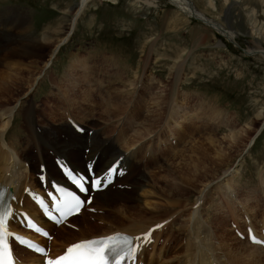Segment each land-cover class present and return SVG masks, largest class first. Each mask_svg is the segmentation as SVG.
<instances>
[{"label":"rangeland","instance_id":"obj_1","mask_svg":"<svg viewBox=\"0 0 264 264\" xmlns=\"http://www.w3.org/2000/svg\"><path fill=\"white\" fill-rule=\"evenodd\" d=\"M80 2L0 0V24L8 26L15 34L25 26L29 35L27 41L38 46L36 55L26 59L25 63L12 64L9 68L0 64V101L4 94L3 101L7 97L9 101L6 99L1 104L14 107V118L8 129L13 128L5 132L7 138L17 142L19 149L26 148V153L31 155L27 163L37 169L41 159L35 156L38 151L32 146L29 139L32 135L26 124L30 120L23 113L29 104L35 110L33 119L39 121L38 126H34L38 131L42 125L40 121L59 126L72 118L91 131L93 125H98L104 137L119 136L120 128L125 126H122V119L117 117L120 119L117 121L105 112L111 100L113 103L122 102L120 109H123L130 99L121 117H131L133 112L130 108L136 106V98L139 101L136 117L140 118L137 122L144 123L150 114L149 109L158 110L159 103L161 106L164 99L166 105H162L164 111L161 112H165L167 118L169 111L176 110L180 117L175 120L180 127L175 124L174 127L169 122L172 127L165 130V122H156L152 131L163 129V135L157 137L150 132L155 137L152 143L154 152L164 157L165 150H168L166 154L171 153L173 157L170 172L162 171L163 167L160 170L154 164L146 169L148 177H171L166 193L157 197L153 188H148L151 193H139L134 202L118 203L107 213H101L103 208L95 199L92 205L96 207H93L94 211L85 210L73 218L71 226L53 229V251L58 252L64 243L112 229L113 226L108 224H114L115 220L127 223L138 217L142 218V222L128 230L138 231L141 228L140 231H146L153 222L162 225L157 229L159 234L155 232L157 241L154 240L146 248L147 258L153 253L161 262L158 264H171L175 257L186 260L192 251L190 249L189 254L186 246L183 247L189 230L181 221L190 223L200 190L204 192L203 196L206 192L210 195L202 198V211L197 219L212 232L205 237L203 234L207 233L202 227L198 229L202 231L200 236L217 248L220 247L221 237L226 238L232 247L238 245L234 244L236 239L247 243L237 235L234 225L242 228L252 221L257 229H264V0H192L196 9L208 18L225 27L231 26L230 29L235 31L234 41L219 34L215 26L217 31L203 21L184 14L168 0H89L83 5V10H80ZM74 17L75 23L70 28ZM4 38L0 34V45ZM58 44L60 47L51 58L52 50ZM246 50L257 52L247 54ZM175 78L179 80L177 83ZM170 80L174 83H170L169 87ZM10 89L15 91L12 97L8 94ZM129 91L132 96L126 94ZM116 95L117 99H114ZM1 118L0 115V122ZM141 125L137 123L136 127L143 129ZM239 128H243L246 138L239 148L230 150L229 135ZM129 130L125 132L127 136L133 133L132 129ZM173 132L178 133V137ZM62 134V137L59 136L64 139L66 136ZM19 135L25 137L23 141L18 139ZM0 141H7L16 151L7 139L0 137ZM136 145H122L120 148L131 151ZM72 158L77 157L74 154ZM46 163L55 168L53 158L49 157ZM80 163L81 159L78 168H82ZM188 163L190 169H187ZM54 170L56 172V168ZM199 170L200 176L195 173ZM36 175L35 172L33 176ZM197 176L208 179L202 178L198 185L172 181L174 177ZM118 182L112 189L125 188L123 179ZM175 191L180 194H174ZM130 204L136 205V209L129 210ZM231 209H236L237 213ZM175 216V222L169 224ZM191 224L194 225L192 221ZM194 227L197 228L196 225ZM171 239L177 241L174 249H171L174 245ZM194 241H197L196 238ZM230 251L224 246L213 253L226 259L223 253L228 257L234 254ZM241 253L244 255L246 252ZM222 257L219 259L224 260ZM249 261L239 259L228 263L264 264V252L258 263Z\"/></svg>","mask_w":264,"mask_h":264},{"label":"bare ground","instance_id":"obj_2","mask_svg":"<svg viewBox=\"0 0 264 264\" xmlns=\"http://www.w3.org/2000/svg\"><path fill=\"white\" fill-rule=\"evenodd\" d=\"M87 1H89V0H81V2H80V4H81L80 10L83 8V5ZM168 1L170 3H172V4H174L180 11L184 12V14H187V15L192 16V17H193V15L198 14L196 12L197 10H196V7H195L194 3L192 2V0H168ZM80 10L78 9L77 11L79 12ZM78 12H76V14H78ZM200 13H201V11L199 12V14ZM75 19H76L75 17H74V19H72L73 21H72V24H71L70 28H73L72 26L75 23ZM213 22H215V21H212V23ZM216 23H218V22H215L214 26L216 27V29L218 31L221 30L220 28H224L225 27V25L220 23V22L218 23V25H219V27H218V25ZM230 27L227 28V30L224 29L223 32H225L226 34L228 33L229 35H231L234 38L235 31H232V29H230ZM60 30L62 31L63 29L60 28ZM255 30H256V28H255ZM49 32H50V30H49ZM47 33H48V31H47ZM47 33H46V35H47ZM0 34L5 37L3 40H1L2 43L0 45V64L4 68H9L12 64L25 63L26 59H29L30 57L36 55V53L38 52V46L35 45V43L30 44V42L27 41L28 38H29V35H27L25 26L21 27V31H19L18 33L15 34V33H13V31L10 28H8V26L0 24ZM46 35H44V37H46ZM262 37L264 38V33L262 34ZM45 39L46 38H44V40ZM66 40H67V37H66ZM60 44L55 46L54 49L52 50V53L50 55L51 58L58 51V47H59ZM49 60L46 62V65L49 64ZM177 72H178V70H177ZM41 75H42V73L39 75V77ZM133 80L135 81V79H133ZM177 80H178V78H175V82L176 83H177ZM36 83H37V81H36ZM170 83H174V82L170 80L169 87H170V85H172ZM169 90H170V88H169ZM8 94H9V97H12L15 94V91L13 89H10L8 91ZM126 94H128L129 96H132V95H130V91H129V93H126ZM169 94H170V92H169ZM84 95H85V97H87L86 93ZM67 96H69V95H67ZM1 97L5 98L4 94ZM171 97L172 96H170V98ZM3 98L1 99L2 102H4L6 99L8 100V97L6 99H4V101H3ZM67 98H69V97H67ZM114 99H117V95L114 97ZM1 101H0V105H1V107H0V115L2 116L1 119H3V120H2V122H0V137L2 139H5V140L7 139L8 142L16 149V151L12 147H10V145L7 143V141L6 142L5 141H3V142L0 141V183L3 184V185H8L14 191V193L17 196L21 197V196H23V189L25 188V186H27V185H32V186L38 185L37 178H35L33 176V174L35 172H38V173L40 172L38 170L39 165L37 166V169H34L30 162L27 163L28 161H30L31 155L26 153V148H24V149L20 148L19 149L17 142L7 138V135H6L5 132L6 131L9 132L13 128V127H10L8 129V127H9V125L11 123V120L14 118V115H13L14 114L13 113L14 107L9 106V105H4L5 103L1 104ZM24 101L26 102V100H24ZM135 101H136L135 105L137 106V104L139 102L138 98H136ZM167 101H169V100H167ZM127 102H128V104H125L124 108L120 109L121 106H122V102H118L117 103V101H115L113 103V100H111V102L109 104L110 107L105 112V113H108V116L115 117L116 120L118 119L117 117H120V119H122V126L125 125L122 128H120L121 131L119 132V136L113 137L111 135H108V136H110V138H107V137H104V136L101 135L100 127L98 125H95V126L93 125V127H92L93 130H92V134L91 135L88 132H85L84 134H80L79 132H77L75 130V128L69 122H63L59 126H54L50 122H47L45 124V122L40 121L42 123V125L40 126V131H38L34 126H38V124H39L38 122L39 121L36 118L33 119V114H35V110H34V107L32 106V104L31 105L29 104V107H26V109H24V111H23L25 116H27L28 120H30V121H27L26 124L30 128V132L29 133H31L32 136L30 138L29 137L28 138L31 139L33 148L37 149V151H38L37 155L35 153L36 158L38 159V157H39L41 159L40 160L41 164H46V169H47V174H48L49 180L55 179V177L58 174V172L56 171L57 172L56 173L51 165L46 163V161L48 160L49 157L50 158H54V157H57V156L65 157L77 169H81V168H78L79 159L82 160V163H80V164H81V167H83L85 165L86 161L91 160L93 158H96L95 167L98 169V173L104 171L108 167V165L115 158H117L118 156H122L123 157L120 165L122 167H124L126 169V171H127L125 176L122 178L124 180V183H125V188H123V189H115L114 190V189H112V187L114 185V183H113V184L109 185L106 189H104L102 191H98L95 194L96 201L99 202L100 208H103V209H101V211H102L101 213L111 212V208L110 207H112L114 205L117 206L118 203L119 204L124 203L123 201L134 202L135 200L138 199L139 193L140 194L148 193V192L151 193V191L148 188L152 187L153 191L155 192L157 197L159 195H161L163 192L166 193V191L170 188V178L171 177H164V176H162V177H153V176L152 177H148L149 175L146 172V169L151 164L156 165V167L160 168V170L163 167L162 171L166 170L165 172H170V166H172L173 162H174L171 153L166 154L168 150H165L166 153L164 154L165 155L164 157L163 156L159 157L158 156L159 154L157 155L156 152H154V144H152V143L155 140V137H154V135H150V134L152 132H154L152 130H153V128L156 127V124H155L156 122H165V126H163V129H165V130H166V128L170 129L172 126H174V124H175V126L180 127L179 124L177 125L176 120H175L176 117L178 118L179 114L177 112H175L176 110L175 111H171V112L169 111L167 113V118H166V115H164L165 112L164 113L161 112V110L164 109V108H162L163 107L162 105L163 104L166 105V103H164V99H163L161 106H160V103H159L158 110L154 109V108L153 109H149V112H150L149 115L150 116L148 115L146 117V119L144 120V123L142 121L137 122L140 118H137L138 116H137V112H136L137 111L136 106H131L132 108H130L132 110V112H133V116H131V117H128V116L121 117V115L124 112H126V108L129 105L130 99L127 100ZM151 103L154 104V102H151ZM155 104H157V103H155ZM140 105H141V103H140ZM138 108L140 109L139 106H138ZM172 108L175 109V106H172ZM177 108H179V106ZM174 109H172V110H174ZM180 109H182V108H180ZM180 109H177V111L179 112ZM143 110H145V108ZM141 111H140V113H141ZM138 115H139V113H138ZM120 119H118V120H120ZM169 122L172 124V126H170ZM137 123H140V125L142 124L141 127H143V129H141L139 127H136ZM20 126H21V123H20ZM22 127H23V125H22ZM25 128L26 127L24 126V129ZM130 128L133 130V133H131V134H129L127 136L125 132L127 130H129ZM163 129H161V130L159 129L156 132H154L155 136L157 135V137H158L159 135H163ZM243 131H244L243 128H239L238 130L232 131V133H230L229 137L231 139V143L228 145V148H230V150L233 149V147H234V149L235 148L236 149L239 148L240 144L244 141V139L246 137L243 136V135H245V134H243ZM16 132H18V131H16ZM62 133H64L65 136H66L64 139L60 138V136L61 137L63 136ZM127 134H128V132H127ZM173 134H176V136H177L178 133L173 132ZM24 136L26 137V134ZM24 136L21 137L19 135L18 139L23 141L24 138H25ZM144 136H146V137H144ZM136 138H138V139H136ZM211 140L212 139H210V141ZM138 142H139V144H138ZM221 142H222V140L220 141V143ZM134 144H137L134 150H132L133 149L132 148L131 151H126V150H123V149H125L124 147H123V149H121L122 145H128V146L133 145L134 146ZM120 146H121V148H120ZM86 148L89 149L88 152H86ZM126 149H127V147H126ZM165 149H167V147H165ZM50 151L52 152V154L50 153ZM164 152H162V153H164ZM74 154L76 155L77 158H72V155H74ZM81 154H83V155H81ZM160 161H161V165H158V162H160ZM164 165H167L169 167H166ZM187 165H188L187 169H190L189 163ZM52 170H54V171H52ZM158 171H159V169H158ZM153 172L156 173L157 171H153ZM195 173H198L197 175L200 176L199 175L200 174V170L198 172H195ZM198 176L197 177H179L180 179H178V177H174V178H172V181H176V182H179L177 180H180L182 182L187 181L188 182L187 184L198 185V184H200L202 182V181H199L202 178L204 180L208 179V177H198ZM27 177H28V179H27ZM262 179H264V178H262ZM192 182H197V184L192 183ZM227 182H228V184L230 183L229 181H227ZM22 185H23V187H22ZM226 186H228V185L226 184ZM262 186H264V185H262ZM224 189H226V188H224ZM229 189H232V187L231 188L229 187ZM173 193L174 194L175 193L180 194L178 191H175ZM199 193L200 194L197 196V199L195 201V206H194L195 208L193 209L195 211H193V213L191 215L190 223H188V221H186V220L185 221H181V222H183L186 225V227L189 230L186 243L183 244V247L186 246L185 250L186 251L189 250V254H190V249H191L192 253L189 255V257L186 260H183L184 257L183 258L181 257L182 260H179L178 257L177 258L175 257L174 260L171 262V264H213L214 262H218L219 264H230L233 261H235V262L239 261V259H243L244 261L247 260L248 262H250L249 261V259H250L252 263H258L260 258H261L262 252H264V247L261 246V245H254V244L249 243L247 238L244 240V241H247V243L236 239L237 242L234 243V244H238V245H235V246L232 247V246L229 245L230 242L229 243L226 242V238L221 237V240H219V242H221L220 243V247L217 248V247H214L213 243L208 242L209 243V245H208V243L205 241L206 239L202 238L200 236L202 231H199L198 230L199 228L204 227V232L207 233V234H203V236H205V237L206 236H210V233L212 235V232H210V230L208 231L206 229L207 226L203 225V224H205L204 222L202 223L201 220L197 219V218H199L198 216H200V213L202 211V209H201L202 208L201 205L203 204L202 203V198L205 197V196L207 197L208 195H210V194L207 195V192H206L204 194V196H203L204 192H202L201 190H200ZM233 193H235V190H234ZM249 196H247L248 199H249ZM235 197H237V194H236ZM243 199L245 200V198H243ZM244 203H245V201H244ZM122 205H124V204H122ZM130 205L128 206L129 210L136 209V205H131V206ZM224 205H226V204H224ZM227 205H228V203H227ZM233 205L234 204H232V206ZM26 206L31 208V210L35 211V207L33 206V204L31 202H27ZM233 208H235V207H233ZM117 209H119V207H117ZM235 210L236 209H231V211L236 214L237 212ZM83 211L84 210H82L78 215L82 214ZM193 214L195 216H193ZM139 216L142 217L141 215H139ZM192 216H193V218H192ZM171 219H172L171 223H169V224H172L173 222H175L174 220H176L177 218L175 216V217H173ZM262 219L264 220L263 217H262ZM141 220H142V218H138V217L136 219L129 220V222H127V223L125 221H123V220L122 221L115 220L114 224H112V223L108 224V226H113L112 229L104 230L103 233H100V234H106V233L112 232L113 230H121L123 232L124 231L125 232H131V233H135V234L143 232V231H145V229L140 231L141 228L138 231L137 230H128V229L133 228L132 226L133 225L135 226L138 222L141 223L142 222ZM191 221H192V223L194 225L197 226V228L194 227V225L191 224ZM151 223H149V224H151ZM156 223H159V222H156ZM156 223L153 222L152 225H154ZM249 224H252V226L255 227V225H254V223L252 221ZM263 225H264V221H263ZM118 226H124V228H120ZM143 227H146V226H143ZM143 227H142V229H143ZM155 232H158V234H159L158 230L154 231V237L156 236ZM171 232H173L175 234L174 231L171 230ZM82 238H87V237H82ZM194 238H196L197 241H194ZM171 241H173V243H174V245L171 246V247H173L171 249H174L175 248V244L177 245V241H174L173 239H171ZM224 246H226L227 248H230L231 249L230 252H234V254L233 253L229 254V255L227 254L228 257L223 253V256L228 261L226 259H224L222 257V255H216L217 253L216 254L213 253V251L216 252L218 249L222 250ZM193 248H194V250H193ZM19 249H21L22 250V254H24V255L21 254L22 258H26V257L33 258L35 256V255L33 256L32 253H30V252H28V251H26V250H24L22 248H19ZM145 250L146 249H144L140 253V256L143 257V259H145V257H144V255L146 254ZM185 250H184V252H185ZM161 251L158 252V255L161 254ZM225 251L223 250V252H225ZM241 251H244L246 253L244 255H242ZM185 256H186V254H185ZM220 257H222L224 260H222V259L220 260L219 259ZM34 258L36 260H39V257H37V256H35ZM229 261H230V263H228ZM147 262H148V264L161 263L159 261V259H157V257H155V255L153 253H150V257H148ZM177 262H179V263H177Z\"/></svg>","mask_w":264,"mask_h":264},{"label":"snow or ice","instance_id":"obj_3","mask_svg":"<svg viewBox=\"0 0 264 264\" xmlns=\"http://www.w3.org/2000/svg\"><path fill=\"white\" fill-rule=\"evenodd\" d=\"M120 160L113 161L112 164L106 169V176L103 178H84L78 177L73 174L71 170H65V175L75 184L76 188L80 192L88 191L89 181H91L90 187L100 190L105 186V181L108 175H113L120 169ZM110 183V181H108ZM56 193L60 195H54L53 192L48 193V197L52 201H58L57 208L61 217H67L75 212H78L81 208L83 201L76 195L75 192L66 191L64 188L57 185H52ZM43 203V202H41ZM14 219L15 214L9 208L3 215H0V246L3 248V254L0 256V264H13L11 259V251L9 250V243L7 237H11L13 234L8 231L9 217ZM51 219V215L49 214ZM57 223L60 221L57 220ZM28 226L35 228L37 232H40V228H36L31 219L27 221ZM156 228L162 227L157 224ZM155 229H149L141 236L130 237L112 235L104 237L100 240H86L78 243L71 244L62 255L55 257L54 259H47L45 264H125L126 261L134 260L136 253L142 243H150L151 235ZM43 235L47 237L49 234L44 232ZM15 240L21 244L26 243L20 236H16ZM259 242V241H256ZM35 251L47 255L44 248L36 247Z\"/></svg>","mask_w":264,"mask_h":264},{"label":"water","instance_id":"obj_4","mask_svg":"<svg viewBox=\"0 0 264 264\" xmlns=\"http://www.w3.org/2000/svg\"><path fill=\"white\" fill-rule=\"evenodd\" d=\"M197 10V9H196ZM198 14H195V15H193V17L194 18H197V19H199V20H201V21H203V23H205L206 25H208V26H210V27H212V28H214V23L215 22H218V21H215V22H213L212 23V21H214L213 19H210V18H208L206 15H204L202 12L199 14V12H198V10L196 11ZM219 23V22H218ZM218 23H216L217 25H218ZM222 25V24H221ZM223 26V25H222ZM218 27H219V25H218ZM224 27V26H223ZM227 27H229V25L227 26ZM227 27H224V28H220L221 30L220 31H218L220 34H222V35H225L226 36V38L227 39H229V40H232V41H234L233 40V37L231 36V35H229L228 33L226 34L225 32H223V30L225 29V30H227ZM215 29V28H214ZM216 30V29H215ZM247 54H252V53H256L257 52V50H246L245 51Z\"/></svg>","mask_w":264,"mask_h":264}]
</instances>
